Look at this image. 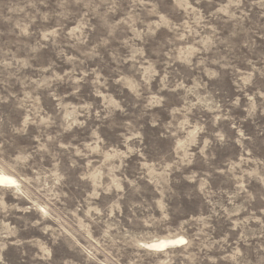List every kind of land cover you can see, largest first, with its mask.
Masks as SVG:
<instances>
[{"label": "rangeland", "instance_id": "1", "mask_svg": "<svg viewBox=\"0 0 264 264\" xmlns=\"http://www.w3.org/2000/svg\"><path fill=\"white\" fill-rule=\"evenodd\" d=\"M0 174V264H264V0H0Z\"/></svg>", "mask_w": 264, "mask_h": 264}, {"label": "bare ground", "instance_id": "2", "mask_svg": "<svg viewBox=\"0 0 264 264\" xmlns=\"http://www.w3.org/2000/svg\"><path fill=\"white\" fill-rule=\"evenodd\" d=\"M18 183L16 180L10 176L0 174V188H13L17 187ZM182 239H165V240H158L153 243L148 244L147 248L156 252L164 251L170 247L179 245L182 243Z\"/></svg>", "mask_w": 264, "mask_h": 264}]
</instances>
